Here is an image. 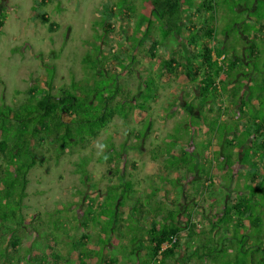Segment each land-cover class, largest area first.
<instances>
[{
    "label": "rangeland",
    "instance_id": "374dc122",
    "mask_svg": "<svg viewBox=\"0 0 264 264\" xmlns=\"http://www.w3.org/2000/svg\"><path fill=\"white\" fill-rule=\"evenodd\" d=\"M149 1L0 0V105L22 102L28 88L34 85L39 95L49 76L52 93L59 87H67L73 80L92 78V72H87L84 66L101 65L104 71L94 81L106 85L110 91L107 85H113L114 79L119 80L122 90L112 100L119 102L114 104L118 110L94 138L65 149L58 157L54 156L52 146L40 148L41 155L27 172L21 209L19 206L24 219L18 229L19 254H11L7 238L0 236V264H28L25 257L42 250L45 255L41 264H49L51 256L47 245L59 256L58 264H77L78 251H71L70 246L80 241L82 235L86 249L98 248L93 253L96 256L88 260L90 264H103V259L114 260L112 264H139V261L145 264V258L140 255L145 251L144 238L153 210L160 207L165 214L173 205L182 211L178 217L180 222L188 211L190 220L199 226L191 239L185 237L187 230L177 234L180 245L175 257L181 255L184 259V262L178 259L179 264H252V257L258 262L261 253L258 246L264 247V194H255L257 206L250 211L259 218L257 225H244L239 230L228 228L225 238L215 230L212 237H208V218L215 210H220L223 203H218L219 199L216 206H212L211 195L240 188L232 176L227 185L220 184L219 181H224L219 177L221 170L227 166L228 174L232 171V175L236 172L246 175L248 168H239V163L232 158L236 155L227 162L220 158L217 151L221 150L222 143L216 139L218 132L213 135L205 124L198 126L196 117L186 113L197 114L199 110L206 119L216 117L219 122L235 126L238 132L250 115H259V108L264 105V0H216L218 15L211 20V44L221 46L227 58L233 55L240 58L235 65L241 70L237 77L243 80L245 93L249 92L248 103L260 105L258 113L250 112L249 106L238 111L228 94L232 83L204 105H198L194 97L197 83L183 79V67L176 72L159 70L162 60L172 50L170 44H175L174 32L162 40L169 51L159 47L151 57L147 51L149 44L159 39V35L155 30L150 38L142 35L147 27L144 18L150 8ZM252 8L255 11H251ZM196 17L186 14L181 18L186 25V22L196 24ZM50 22L53 26H49ZM107 22L111 29L104 26ZM182 23L178 24L184 36ZM241 34L244 39V35L255 34L254 41L250 39L260 55L255 61H244L248 45L242 42ZM138 40L143 44L133 51V65L121 67L117 61L121 58L125 63L132 44ZM179 45L184 47L181 42ZM86 54L88 57L82 62ZM112 66H116V72H110ZM252 66L258 69L256 73ZM139 78L144 79L147 101L143 100L144 107L136 106L128 111L131 101L135 105L141 101L138 95L135 99L136 87L141 84ZM251 82L255 83L247 85ZM186 103H192L189 110L184 108ZM121 105L126 107V112ZM123 114L124 118L119 117ZM192 127L198 130L192 133ZM221 127L219 133H227V129ZM207 139L210 143L206 147ZM185 150L192 151L191 155ZM234 153H237L235 149ZM169 154L173 155L169 157ZM106 155H110L108 160ZM208 158L214 159L213 166L207 162ZM80 159L86 160L85 176L75 171ZM241 160L243 163L251 161L246 153ZM185 161V166L190 167H174ZM217 162L223 164L220 170L216 168ZM171 164L174 166L170 167ZM118 184L123 187L127 184L129 191L119 195L120 188L115 187ZM19 188L20 182L15 183L16 195ZM116 197L121 198V203L116 211L118 215L113 217ZM133 206L135 209L131 211ZM91 218L98 223H92ZM160 219L158 214L157 220ZM31 245L38 246L30 250ZM135 248L142 249L139 252ZM206 249L209 251L207 261L189 258V253L195 251L200 255ZM163 264L176 262L170 258Z\"/></svg>",
    "mask_w": 264,
    "mask_h": 264
},
{
    "label": "trees",
    "instance_id": "16d2710c",
    "mask_svg": "<svg viewBox=\"0 0 264 264\" xmlns=\"http://www.w3.org/2000/svg\"><path fill=\"white\" fill-rule=\"evenodd\" d=\"M40 1L43 2L45 0ZM215 1L150 0L147 17L144 18L147 21V27L144 29L142 35H145L144 38H150L152 31L155 30L159 35V39L151 40L147 51L151 57L155 56V51L159 47L169 51L166 45L162 44V40L166 39L169 34L172 35L171 31H173L174 35L172 37L175 44L172 43L174 46L170 44L172 50L169 51L168 57L162 60L159 70L161 68L162 71L176 72L177 69L183 67V79L197 83L196 88H194L196 94L194 97L197 99L198 105H204L215 95L224 92L228 83H232L228 94L231 102L237 106L238 111L241 112L244 106H249V111L256 113L260 105L258 104L257 106L253 103H248L247 95L249 92L245 93L246 87L242 82L243 80L237 77V75H240L241 70L240 68L238 70V67L235 65L238 64L240 58L235 55L227 58L221 51V46L215 47V45L211 44L213 35V24L211 20L218 15ZM251 11H255V8H252ZM182 14H188L191 18L197 16L196 24L186 22L187 24L184 25L185 22L181 18L183 16ZM39 18L46 21L43 16ZM255 20L258 21L257 19ZM179 21H183L182 25L184 26L181 27H183L185 32L184 36L180 34ZM258 22L260 23L261 21ZM104 24L107 29H111L109 22ZM49 26H53V24L50 22ZM103 31H105V27H103ZM161 31L162 34L160 36ZM244 36L245 39L242 38L241 34L242 42L248 45L247 60L244 58V61H255L260 56L254 47L255 45L251 42V40L254 41L255 34H252L251 37L249 35ZM135 42V44H132V48L130 47L132 51L128 54V59L125 60V63H122L121 58L117 61V64L121 67L128 64L133 65V51L136 47L143 44V41L140 40ZM180 42L183 44V48L180 47ZM130 43L131 40L129 41V46ZM87 57V54L84 55L82 62H85ZM113 59L115 60V58ZM100 66H84L87 72H92V78H88L87 80H73L67 87L57 88V91L54 93L50 92L51 78L49 76L44 80L42 90L40 92L38 91L39 95H36L37 88L34 85L28 88L27 97L22 102L12 105H0V184L2 185L0 189V236L5 239L7 238V247L11 254H19L21 248V238L18 234V229L24 219L21 211H19V206L21 209V199L25 194L27 172L41 155L40 148L52 146L51 149L54 156L58 157L65 149L94 138L115 115L116 110H118L114 104L119 102L112 100L117 93H121L122 91L120 81L114 79L115 83L113 85L109 83L107 86L108 89L111 88L110 91L107 90L106 85L101 86L98 81H94V78L100 76L103 70ZM112 67L113 70L110 72H116V66ZM253 69V72L258 71L254 67ZM139 79L141 84H138L136 87L135 99L139 97L141 101L137 102L136 105L131 101V104L128 105V111H131L136 106L139 108L144 107L143 100L145 102L147 101L144 89L145 84L143 83L144 79ZM254 83H247V85ZM191 104L186 103L184 108L189 110ZM121 107L123 106L121 105ZM123 108L126 112V107ZM259 109H261L260 113L257 112L259 115H250L246 120L247 124L239 132L235 126L232 127L223 122H219L216 117L206 119L199 110H197V114L191 112L186 113L190 117H196L199 123L198 126L205 124L213 135L215 131L218 132L216 139L222 143L221 150L218 149L217 151L220 154V158L226 159V162L233 158L235 163L240 164H238L239 168L240 166L242 168H248L246 175H244V172L243 175H239L237 172L232 175V171L228 174L227 166L224 167L226 171H224L225 169L221 170L219 177L224 181L223 183L219 181L220 184L227 185L228 178L232 176L239 183L240 188L237 190L229 189L227 192L218 191L211 195L214 201L212 206H216L219 199L220 201L218 203H223L220 210H215L213 216L208 218V237H212L211 233L216 230V232L220 231L222 238H225L228 228L239 230L244 225L254 226L259 222V218L250 213L252 208L257 206L255 194H264V105ZM219 115L216 113V116ZM119 117L124 118L125 116L123 114ZM219 126H222V130L227 129V133L225 134L231 135L233 138L230 137L227 139L225 134H220ZM197 127H192L191 132L197 131ZM245 142L247 143L244 145ZM205 143L207 147L210 140L207 139ZM234 149L237 153L233 154ZM185 151L189 155L192 153V151L191 153L190 151ZM245 153L251 159L247 163H243L241 160ZM172 155L169 154V157ZM232 155H236V159ZM109 157L110 155H106L105 158L108 160ZM186 161L175 164V166L171 164L170 167L174 166L176 169L184 167ZM207 162L213 166L214 159L208 158ZM218 163H216V168L220 170L223 164L221 163L219 165ZM85 164V159H80L76 162L75 171L79 172L81 176H85ZM185 167L188 168L190 166ZM18 182H20V188L16 195L14 192V184ZM241 183L244 184V187H241ZM115 187L120 188L119 195L129 191L127 184L124 187L121 184ZM195 191L199 194L197 189ZM231 194L233 195L231 196ZM233 196H235L234 200H232ZM120 203L121 198L118 199L116 197L114 199L115 205L111 216L118 215L116 211ZM168 208V212L165 214L160 207L158 210H153V219L150 221L144 238L147 241L143 247L145 251L140 255L145 258L146 262L148 261L145 264H163L170 258L174 259L176 264H179L178 259L184 262L183 256L175 257L178 250L177 245H180L177 234L181 230H187L185 237L191 239L199 227L190 220L191 213L188 211H185L183 215L184 220L180 222L178 220L179 214L182 212L180 207L173 205ZM134 209L135 207L133 206L131 211H134ZM158 214L161 217L160 220H157ZM100 216L103 217L104 215L101 214ZM91 221L95 224L98 223L92 218ZM53 225L56 227V223H53ZM232 236L234 237V235ZM242 236L245 237V235ZM171 237H175L176 239L166 248L160 249L163 242L171 241ZM80 239L76 243H71L70 250L78 251L77 264H90L88 260L96 256L93 253L98 248L93 250L91 248L86 249V244L83 241L84 235L80 236ZM186 241L187 239L184 243ZM35 246L38 245H31V248L29 247L30 250L35 248ZM46 248L50 250L49 256H51V261L49 264H58L59 256L55 253L54 249L50 245H47ZM141 249L138 248L136 250L140 252ZM25 250L28 251L29 249L26 247ZM258 250L261 252L258 262L260 261V264H264V247L258 246ZM133 251L130 250V253L132 254ZM182 254L185 256L186 253L184 252ZM44 255L42 250L39 254H28L25 259L28 264L32 262L41 264L44 261ZM208 256L209 251L207 249L200 255L195 254V251L189 253V258L194 257L200 261H207ZM101 262L103 264H112L114 260L103 259ZM258 262H255L254 257H252V264H258ZM138 263L141 264L140 261Z\"/></svg>",
    "mask_w": 264,
    "mask_h": 264
},
{
    "label": "built area",
    "instance_id": "2783aa9c",
    "mask_svg": "<svg viewBox=\"0 0 264 264\" xmlns=\"http://www.w3.org/2000/svg\"><path fill=\"white\" fill-rule=\"evenodd\" d=\"M175 239H176L175 237H171V241H170V242H166V241L163 242V243L161 244L160 249H164V248H166V247L169 246L170 243H172Z\"/></svg>",
    "mask_w": 264,
    "mask_h": 264
}]
</instances>
